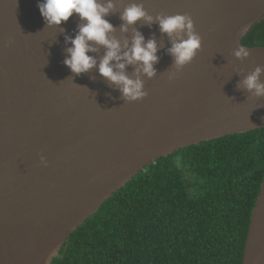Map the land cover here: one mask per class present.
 Listing matches in <instances>:
<instances>
[{"label":"water","instance_id":"water-1","mask_svg":"<svg viewBox=\"0 0 264 264\" xmlns=\"http://www.w3.org/2000/svg\"><path fill=\"white\" fill-rule=\"evenodd\" d=\"M40 2L0 0V264H51L69 236L147 166L188 146L264 128V97L239 87L256 67L264 69V46L242 43L264 20V0H120L106 19L122 51L134 31L157 45L156 75L140 76L146 96L135 102L96 67L70 72L66 38L81 21L73 14L49 27ZM139 2L153 22L121 32L120 11ZM161 14L190 16L201 38L172 81L174 37L161 33ZM91 46L96 51L87 55L98 66L106 50ZM239 46L248 58L233 56ZM137 67L125 68L130 79ZM242 264H264V175Z\"/></svg>","mask_w":264,"mask_h":264},{"label":"trees","instance_id":"trees-1","mask_svg":"<svg viewBox=\"0 0 264 264\" xmlns=\"http://www.w3.org/2000/svg\"><path fill=\"white\" fill-rule=\"evenodd\" d=\"M242 43L264 46V20ZM264 175V128L147 166L72 233L51 264H242Z\"/></svg>","mask_w":264,"mask_h":264},{"label":"clouds","instance_id":"clouds-1","mask_svg":"<svg viewBox=\"0 0 264 264\" xmlns=\"http://www.w3.org/2000/svg\"><path fill=\"white\" fill-rule=\"evenodd\" d=\"M119 2L120 0H41L37 8L49 27L60 26L73 14L81 21L75 37L70 40L66 38L71 47L67 48L64 64L72 74L80 75L96 67L99 75L111 85H115L128 102H135L146 96L143 90L144 82L140 76L150 79L156 75L153 66L158 61L157 45L154 40L145 43L143 36L134 31L131 47L124 41L123 48L127 50L122 51L121 42L111 35L114 28L106 19L110 14L119 11ZM120 19L123 22L121 32H127L129 26L137 21L143 20L148 24L153 22V17L145 11L142 2L129 3L123 7ZM155 19L161 33L170 38L174 37L172 47L168 50L173 58L174 71H171L167 78L172 81L182 68L192 62L201 48V38L194 32L193 21L188 15L161 14ZM93 43L103 46L106 50L98 66L96 60L87 55L96 51V48L91 46ZM249 54V50L244 46H239L233 52V56L238 60L248 58ZM128 65H138L136 79H130L126 75L124 70ZM262 72L264 69L256 67L243 79L239 87L251 93L253 97H264V83L260 82ZM40 164L47 167L43 157L40 158Z\"/></svg>","mask_w":264,"mask_h":264}]
</instances>
